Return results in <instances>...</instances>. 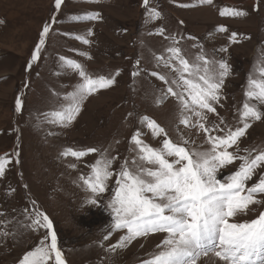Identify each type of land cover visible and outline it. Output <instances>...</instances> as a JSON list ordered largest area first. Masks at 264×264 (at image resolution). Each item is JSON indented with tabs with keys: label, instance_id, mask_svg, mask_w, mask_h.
Segmentation results:
<instances>
[{
	"label": "rangeland",
	"instance_id": "374dc122",
	"mask_svg": "<svg viewBox=\"0 0 264 264\" xmlns=\"http://www.w3.org/2000/svg\"><path fill=\"white\" fill-rule=\"evenodd\" d=\"M181 4L194 6L185 8ZM233 6L247 15H220L222 8ZM149 7H157L161 17L148 19L143 0H64L59 11L54 9V0H0V155L8 153L11 158L5 175L0 177V220L4 221L0 232L11 233L0 236V264H18L47 232L17 226V221L30 223L29 214L34 210L53 221L66 264H139L163 238L164 234H152L134 240L123 250L107 251L125 230L103 239L112 221L110 210L104 206L110 192L102 195L97 206L84 203L90 193L81 176L90 173L98 154L78 160L61 156V152L67 147H110L119 161L129 155V140L137 128L146 143L158 147L160 138H154L139 122L144 115L177 139L176 101L169 97L156 104L153 97L164 85L150 75L152 71H168L158 69L153 58L167 56L165 50L172 41L166 37L176 36L190 60L202 46L209 58L227 61L231 74L225 78L217 112L230 124L236 123L246 77L264 51V0H213L212 5L197 0H150ZM87 13L99 16L75 19ZM46 23L50 32L39 59L29 68ZM220 25L228 31H217ZM160 28L165 30L164 35L159 34ZM232 32L238 33L235 43L229 41ZM61 56L81 63L93 76H114L116 81L88 96L76 119L66 127L48 124L42 116L54 106L53 93L63 96L81 79L76 72L61 67ZM136 71L140 74L134 77ZM18 96L22 100L20 112L15 110ZM209 118L216 120L214 114ZM180 128L197 143L204 140L202 132L183 125ZM250 145H264V120L251 122L242 138V148ZM14 152L18 155H12ZM113 167L118 168L119 163ZM228 174L227 169L223 171V175ZM214 260L211 256L201 258L199 264H214Z\"/></svg>",
	"mask_w": 264,
	"mask_h": 264
},
{
	"label": "snow or ice",
	"instance_id": "6c2138e0",
	"mask_svg": "<svg viewBox=\"0 0 264 264\" xmlns=\"http://www.w3.org/2000/svg\"><path fill=\"white\" fill-rule=\"evenodd\" d=\"M63 3L64 0H54V9L59 11ZM197 3L212 5L213 0H197ZM143 4L148 19L161 17L157 7H149L150 0H143ZM220 15L239 18L245 17L247 12L233 6L222 8ZM98 16V13H87L75 19L92 20ZM51 19L55 22L56 16ZM216 30L228 31L223 25ZM49 32L50 24L46 23L29 68L39 59ZM158 32L164 35L165 30L160 28ZM237 37L238 33L232 32L229 41L235 43ZM76 38L89 43L82 36ZM166 39L172 41L165 50L167 56L154 55L153 58L158 69L163 67L168 71H152L150 75L164 85L154 95V102L161 104L169 97L176 101L177 139L173 140L156 120L144 115L139 122L154 138H160L158 147L146 143L142 138L144 134L137 128L129 140V155L122 160L118 161V157L111 154L110 147H67L61 156L79 160L90 153L98 154L90 165V173L81 176L83 186L90 193L84 203L97 206L102 195L110 192V199L104 206L110 210L112 221L103 239L107 240L114 231L125 230L107 251L115 253L139 238L164 234L139 264H199L201 258L209 256L215 258L214 264H264V145L241 147L251 122L264 120V51L254 60L246 77L243 99L236 108L233 125L217 112L225 78L231 74L227 61L209 58L202 46L190 60L176 36ZM221 51H227V48ZM59 59L62 68L76 72L81 79L73 91L63 96L53 93L54 106L42 116L48 124L66 127L76 119L88 96L116 81L114 76L91 75L73 59L64 56ZM140 62L138 59L136 64ZM139 74V71L132 73L134 77ZM21 108L22 100L18 96L16 112ZM209 114H214L216 120H211ZM180 125L202 132L204 140L197 143L186 137ZM117 162L119 167L114 168ZM10 163L8 153L0 155V177L5 175ZM226 169L229 174L223 175ZM112 181L114 183H110ZM252 213L254 218H247ZM29 218L30 223L17 221V226L29 230L42 228L47 232L37 246L24 253L18 264H66L58 247L53 221L39 210L30 213ZM3 222L0 220V224ZM9 235L10 232H0V236Z\"/></svg>",
	"mask_w": 264,
	"mask_h": 264
}]
</instances>
